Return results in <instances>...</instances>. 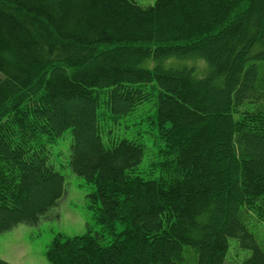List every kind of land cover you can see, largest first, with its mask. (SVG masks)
Instances as JSON below:
<instances>
[{"label":"trees","instance_id":"16d2710c","mask_svg":"<svg viewBox=\"0 0 264 264\" xmlns=\"http://www.w3.org/2000/svg\"><path fill=\"white\" fill-rule=\"evenodd\" d=\"M144 106L146 170L117 134ZM67 132L102 230L55 236L48 264H264V0H0V233L57 205Z\"/></svg>","mask_w":264,"mask_h":264},{"label":"rangeland","instance_id":"374dc122","mask_svg":"<svg viewBox=\"0 0 264 264\" xmlns=\"http://www.w3.org/2000/svg\"><path fill=\"white\" fill-rule=\"evenodd\" d=\"M140 6L152 5L154 0H133ZM151 60L142 64L143 68L151 69L153 66ZM163 65L165 67H194L196 75L201 76L205 64L200 59L177 60L167 59ZM146 107L138 109L133 115L121 120L117 130L119 137L133 139L141 133L145 145V154L140 164L142 170H146L149 161L157 149L154 138L147 132V123L142 121L145 117ZM70 133H65L55 143L47 145L50 156V162L55 169L64 176V193L57 202V205L46 213L35 225L18 224L12 229L0 233V260L8 264H48L45 253L48 246L55 236L62 235L64 238H73L81 236L90 229L91 234L95 235L102 230L96 225L91 211L88 209L87 196L93 191L92 186L86 185L82 178L74 175L68 167ZM256 226V227H255ZM123 225L116 224V233L123 230ZM249 228L259 237L257 230L259 224L250 222ZM112 240L111 235L106 236L102 241L103 245H108ZM235 240H229V251L232 252L229 257L233 260L237 250ZM183 256L185 263L195 264L194 251L190 247H183ZM194 259V260H193ZM242 260V255L236 264Z\"/></svg>","mask_w":264,"mask_h":264}]
</instances>
